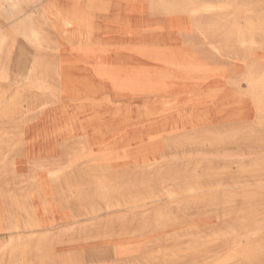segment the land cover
I'll use <instances>...</instances> for the list:
<instances>
[{"label": "bare ground", "instance_id": "bare-ground-1", "mask_svg": "<svg viewBox=\"0 0 264 264\" xmlns=\"http://www.w3.org/2000/svg\"><path fill=\"white\" fill-rule=\"evenodd\" d=\"M260 13L264 0H0L9 24L0 23V227L58 219L85 239L122 242L70 253V264H166L147 255L162 245L138 243L184 235L227 250L228 263L264 264V202L240 192L263 180L250 168L264 163V134L228 122L252 104L234 95L218 105L214 88L183 93L195 74L221 68L219 54L263 48L264 25L252 22ZM257 68L243 81L264 98ZM256 105L264 122V102ZM220 106L232 111L207 118ZM249 148L258 157L248 159ZM59 156L71 160L45 171ZM23 166L32 169L22 181ZM64 188L84 192L83 211L57 206ZM193 224L206 230H178Z\"/></svg>", "mask_w": 264, "mask_h": 264}, {"label": "rangeland", "instance_id": "rangeland-1", "mask_svg": "<svg viewBox=\"0 0 264 264\" xmlns=\"http://www.w3.org/2000/svg\"><path fill=\"white\" fill-rule=\"evenodd\" d=\"M264 13H260L257 14V18H255L254 20H252V22L255 25H259V23H262L264 25V15H262ZM0 23H2L3 27H5V29H8L9 24L7 23V21H5L3 18L0 17ZM5 23V24H4ZM52 32V31H51ZM50 30H48V33H51ZM109 41H111V44H118L121 43V41L117 42L115 41L113 38V34H109L106 33L105 35ZM20 42L22 41L21 39H19ZM23 42V41H22ZM24 45L25 42H23ZM26 47L31 50L29 47V45H26ZM217 55V54H216ZM218 56V55H217ZM214 57V55L212 56ZM218 57L219 58L218 62L220 63V67L221 68H214L208 71L207 74H202V73H198L195 74L194 78H196L197 76L199 77V82L195 83V85L191 86L190 90L188 91H183L184 94L187 93H193V92H198L199 90H203L204 88H214L216 91L215 96H216V104H223L224 102H227L226 99H230L231 97H233L234 95L239 96L242 98V102L246 105H249L248 103H251L252 105L248 108H246L244 111H242L243 114L240 115H235V116H231L228 118H232L230 121L231 123L234 122H245L243 125H248L249 123H251L254 129H256V133H260V134H264V122H260L258 119H261L260 116H257L255 108L257 103L259 102H264V98L263 95L260 91V89L257 88H253L251 89L249 84L246 81H243V75L242 72H245L247 67L252 66L253 64H255L256 66L259 65V69L257 68V70H262L264 68V45L263 48L261 50L256 51L255 53L252 54H244L243 52H238L232 55H228L226 53H222V55L219 54ZM141 57L137 56L136 54H132V58L131 61L132 62H140L142 61L140 59ZM215 58V57H214ZM72 62L77 63L76 60H73ZM209 66H211L210 64H208ZM238 65L240 68L235 69L233 68L234 66ZM207 70V68H204ZM229 69V72L231 73V76L227 77V75L224 73V70ZM198 79V78H197ZM192 80V79H191ZM140 81V80H139ZM148 84L144 85L145 88L147 89H151L148 88L149 86L154 87V85L152 86L150 83H152V81H150V79L148 78ZM194 82H196V80H194ZM236 82V83H234ZM140 84V83H138ZM133 83L132 86L135 87H141L140 85ZM135 85V86H134ZM240 85V91H238L235 87ZM179 86L182 88V86L179 84ZM6 87H8L6 85ZM156 87V86H155ZM178 87V86H177ZM178 87V89L181 90V88ZM193 88V89H192ZM234 91H238V94H236V92ZM109 92L106 91V94H108ZM180 94V93H179ZM179 94H173L170 93V97H174L176 95ZM166 93L159 94V95H154L155 97H159V96H165ZM222 99V100H221ZM233 100V99H232ZM231 106H220L217 108H211L209 109V112L211 114H209V116L207 118H219V119H223L226 118L227 113H230L232 111ZM248 113H251V115H248ZM249 122V123H247ZM234 123V125H238ZM247 123V124H246ZM221 125V124H219ZM227 125V124H224ZM261 145L264 146V141L260 143ZM227 151L230 152H238L239 150H237L236 148H229ZM244 152H246V154H251L250 157L247 156V158H251V157H258V155L260 154L259 152L261 151V149H255V148H249V149H245L243 150ZM259 153V154H258ZM264 153V151H263ZM154 154V153H152ZM60 158L55 159L56 163L52 164V165H48L46 167V169L44 168L45 171L47 170H56L58 169V167H61L63 165H65L67 163L68 160H71V156H59ZM47 160H51L53 161L54 159H47ZM246 166H248L247 168H250V164L247 163ZM254 171H264V163L262 161H259L258 164L255 165V167H251L250 169H252ZM32 169V167L28 166L27 167H22V170L19 173H16L17 177H19V180H24L26 177V174ZM165 173V171L163 172V174ZM161 175V174H160ZM15 175H8V177L13 178ZM203 177H205L206 175H202ZM246 178H251V176H246ZM262 179V182H260V184H253L247 187H243L240 192H248L250 193V195H253L255 197H257L259 200H261L262 202H264V175H260L257 176L256 179ZM22 180V181H23ZM253 181V180H251ZM263 183V184H262ZM5 184V183H4ZM2 186H5L2 184ZM0 186V187H2ZM7 187V186H5ZM13 188V186H12ZM66 188L61 189L62 193L64 194L62 201L57 202V206L59 208H62L66 211L67 214H72L74 210H80L83 211V199L81 197H83V193L80 192L79 190H75L76 194H70V197L67 196L65 193ZM65 192V193H64ZM126 193V191H124ZM71 193V191H70ZM41 198H39L40 200ZM70 205V208L68 207ZM69 211V212H68ZM179 227V226H178ZM198 229H201L202 231L206 230V227L203 226L201 227V225H197V224H193L191 227L188 226H184V228L178 229V230H184L188 231V232H194ZM94 231V230H93ZM188 237L187 235L182 236L176 244H173L172 241H163L162 239H157L154 238L153 236H149L150 239L147 242H140L138 243V245L141 247V249H147L149 246L154 247L155 245L158 246V244L161 246L162 248L160 249L159 252H156V248L154 249H150V252L147 254L148 257L150 256L151 258L155 259L153 261H156L157 263H172V264H232V263H228L227 260L230 258L228 257V251L224 250L223 252H219V253H214V251L212 250V247L209 248V243L207 244L205 242V239H197V241L193 242H189L188 241ZM252 241H259L258 237H253ZM117 244V245H121L122 242L117 243L116 239L113 240H103V239H91V238H82V239H70V253L73 252H79L77 256H83L84 255V250L88 249V248H96V247H100V246H105V245H113V244ZM74 244V245H73ZM78 244V245H77ZM76 245V246H75ZM131 246L134 247V244H132ZM164 246V247H163ZM208 246V248H207ZM47 247V246H46ZM46 247H44V249H46ZM152 250V251H151ZM227 253H224L226 252ZM108 259L103 260V262H106ZM110 260H108L107 262H109ZM140 261V260H139ZM88 260L83 261V263H88ZM141 262V261H140ZM142 264V263H141Z\"/></svg>", "mask_w": 264, "mask_h": 264}, {"label": "crops", "instance_id": "crops-1", "mask_svg": "<svg viewBox=\"0 0 264 264\" xmlns=\"http://www.w3.org/2000/svg\"><path fill=\"white\" fill-rule=\"evenodd\" d=\"M7 225L0 227V264H70V250L74 249H70V239L84 237L72 234L70 221L58 219L53 224L32 228ZM35 232L36 236H31ZM44 232H47L45 238L37 236Z\"/></svg>", "mask_w": 264, "mask_h": 264}]
</instances>
